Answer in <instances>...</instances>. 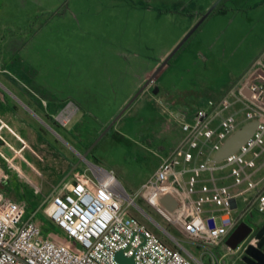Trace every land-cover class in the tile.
<instances>
[{"label":"rangeland","instance_id":"rangeland-1","mask_svg":"<svg viewBox=\"0 0 264 264\" xmlns=\"http://www.w3.org/2000/svg\"><path fill=\"white\" fill-rule=\"evenodd\" d=\"M212 2L0 0V78L9 77L21 90L33 89L23 80L24 73L44 95L58 100L47 120L58 134L52 150L46 145L32 156L30 148H22L11 160L22 141L0 138V162L8 165V173L0 167L2 192L23 207L42 234L64 240L43 209L47 195L59 185L54 174L60 176L77 159L72 175L86 172L97 177L91 164L110 172L133 197L127 214L169 246L176 247L171 236L199 264H210L202 247L168 225L135 194L180 139L176 112L190 113L206 99H217L239 79L262 82L255 107L264 109V68L252 66L264 46V0H221L106 133L95 139ZM110 85L119 92L111 93ZM77 99L82 106L74 103ZM65 108L72 116L62 126L53 116ZM236 203L234 214L242 207L239 196ZM263 220L255 211L243 216L252 228L249 235ZM222 245L205 247L219 257ZM235 263L243 264L233 255L219 260V264Z\"/></svg>","mask_w":264,"mask_h":264},{"label":"built area","instance_id":"built-area-1","mask_svg":"<svg viewBox=\"0 0 264 264\" xmlns=\"http://www.w3.org/2000/svg\"><path fill=\"white\" fill-rule=\"evenodd\" d=\"M254 64L261 62L256 59ZM262 92L260 80L239 79L217 99H206L190 113L176 112L182 135L135 194L202 247L210 264H219L226 255L242 263L244 249L255 240L247 236L232 248L225 243L226 236L244 222L246 213L255 211L264 218V109L255 107ZM71 113L61 109L53 118L63 126ZM251 120L257 121L251 135L225 158L213 161L221 142ZM224 169L228 173L213 175ZM165 194L175 201L171 210L159 201ZM238 196L242 207L234 214ZM130 204L133 197L101 183L95 174H73L48 195L43 209L64 237L56 241L42 234L23 207L0 190V264H119L114 258L119 250L131 257V264H199L174 238L176 247L169 246L127 214ZM219 243L224 249L219 257L205 247Z\"/></svg>","mask_w":264,"mask_h":264},{"label":"crops","instance_id":"crops-1","mask_svg":"<svg viewBox=\"0 0 264 264\" xmlns=\"http://www.w3.org/2000/svg\"><path fill=\"white\" fill-rule=\"evenodd\" d=\"M263 50L264 46L259 50L258 55L252 61L254 62L256 59H259L261 62L260 66L262 68H264V63H262L263 60L261 61L264 56ZM21 76L25 82L30 83L33 89L21 90L18 84L9 77L3 76L0 78V86L3 88V90L0 89V138H3L4 140H10L11 142H13V140L15 141V138H18L22 141L21 144L19 143V146L15 147L16 153L12 155L11 160L17 153H20L19 151L22 148H30L32 151L30 152V155L32 156L39 154V152H43L47 148L46 145L49 146V150H52L51 143H56V139H58L56 130H53L50 126V123L47 121L48 118L52 116L56 106H58V100L53 97L51 99L48 95H44V93H42L38 88V85H34L33 80L24 75V73ZM110 83L112 82L110 81ZM109 89H111V93L119 92V90L116 91L111 85ZM123 91L124 89L121 90L122 94ZM41 100H44V102L46 100V104L43 105ZM116 100L117 98L115 97L114 103ZM74 103L78 107L82 106L80 99H77L74 101ZM115 104L113 105L114 107ZM41 124H43L46 128L42 127ZM40 129H43L44 131L42 132ZM47 131L52 133L54 137ZM1 162V169L7 172L8 165H5ZM76 164L77 159L69 165L63 174L60 173V176H58L57 173L54 174L55 180L58 179L59 181V185L64 182H68L71 179L72 172L75 169ZM55 188L56 187H53L49 194ZM0 190L2 191L1 185ZM204 207H210V205H206ZM240 223L242 222L237 223L227 234L225 243L226 240L229 242L236 241L243 234L245 231V226L239 225ZM243 223L251 228V226L246 222ZM253 228H256V226ZM250 232L245 234L243 239L247 236H250ZM226 244L229 245L228 243Z\"/></svg>","mask_w":264,"mask_h":264},{"label":"water","instance_id":"water-1","mask_svg":"<svg viewBox=\"0 0 264 264\" xmlns=\"http://www.w3.org/2000/svg\"><path fill=\"white\" fill-rule=\"evenodd\" d=\"M220 2V0H213V2L204 10V12L197 18V20L190 26V28L183 34V36L177 41L174 47L164 56L159 62L156 68L151 72L150 76L144 80L134 94L127 100L122 108L115 114V116L104 126L100 134L95 139V142L113 125V123L120 117V115L126 110L129 104L137 97V95L144 89L147 83L167 62V60L173 55V53L180 47V45L191 35V33L199 26V24L205 19V17L212 11V9ZM246 94L245 91H242ZM257 125V121L251 120L241 126H239L232 134H230L225 140L221 142L218 148L213 153L212 159L218 162L225 158L228 154L235 151L254 131ZM82 158L84 155L81 156ZM160 203L167 209L171 210L175 206V201L168 194L163 195L160 198ZM239 225L245 226V231L236 241H228L230 247H234L238 241L243 239L245 234L249 233L251 228L245 225L243 222ZM252 237L255 240L254 244H248L241 256V262L244 264H264V220L253 231ZM172 239V237L170 236ZM115 260L119 264H131V257H124L121 251H116L114 254Z\"/></svg>","mask_w":264,"mask_h":264},{"label":"bare ground","instance_id":"bare-ground-1","mask_svg":"<svg viewBox=\"0 0 264 264\" xmlns=\"http://www.w3.org/2000/svg\"><path fill=\"white\" fill-rule=\"evenodd\" d=\"M91 167L95 171V173L97 175V179L101 183H103L105 185H114L122 193V189H121L119 183L117 182L115 177L110 172H107L104 169H102V168H100L94 164H91Z\"/></svg>","mask_w":264,"mask_h":264},{"label":"trees","instance_id":"trees-1","mask_svg":"<svg viewBox=\"0 0 264 264\" xmlns=\"http://www.w3.org/2000/svg\"><path fill=\"white\" fill-rule=\"evenodd\" d=\"M214 8H215V7H214ZM214 8H213V9H214ZM213 9H212V10H213ZM169 10H170V9H168V8L164 9L165 12H169ZM172 11H174V9H173ZM158 12H160V11H158ZM203 12H204V10H202L198 15L200 16Z\"/></svg>","mask_w":264,"mask_h":264},{"label":"flooded vegetation","instance_id":"flooded-vegetation-1","mask_svg":"<svg viewBox=\"0 0 264 264\" xmlns=\"http://www.w3.org/2000/svg\"><path fill=\"white\" fill-rule=\"evenodd\" d=\"M220 1H221V0H220ZM105 133H106V132H105ZM257 226H258V225H257ZM257 226H256V228H257ZM256 228H254V230H255ZM254 230H253V231H254ZM242 255H243V253H242ZM242 255H241V256H242ZM242 263H243V262H242ZM243 264H244V263H243Z\"/></svg>","mask_w":264,"mask_h":264}]
</instances>
